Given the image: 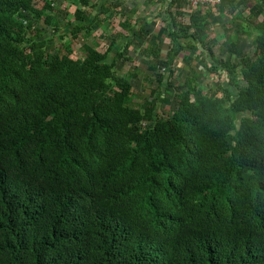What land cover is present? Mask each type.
Here are the masks:
<instances>
[{"label": "trees", "instance_id": "16d2710c", "mask_svg": "<svg viewBox=\"0 0 264 264\" xmlns=\"http://www.w3.org/2000/svg\"><path fill=\"white\" fill-rule=\"evenodd\" d=\"M55 1L0 0V264H264V0L248 15L251 0H223L218 16L188 9V25L183 2L146 0L165 28L124 16L126 35L78 59L48 34L88 37L119 0H80L64 34ZM222 19L242 26L224 25L229 56L209 48L204 67L228 82L186 78L167 116L136 107L135 73L116 74L129 49L173 86L176 58Z\"/></svg>", "mask_w": 264, "mask_h": 264}, {"label": "rangeland", "instance_id": "374dc122", "mask_svg": "<svg viewBox=\"0 0 264 264\" xmlns=\"http://www.w3.org/2000/svg\"><path fill=\"white\" fill-rule=\"evenodd\" d=\"M103 1V0H102ZM98 0H92V3H97ZM111 3V1L109 0ZM146 0H119L115 4H117V8L115 13L110 16V14L104 15V21H102V28L97 31L92 32L90 36H85L84 34H80L78 39H74L70 34H65L63 39H60L59 35L48 34L49 38L47 43L53 45L56 51L65 52V45L70 44L73 49L72 57L74 59L81 58L85 53L84 45H100L101 51H106L110 45L111 37L115 35H126L125 31L121 29L120 22L124 20V16L129 17L130 23L133 24L134 21L139 19H150V21L157 19V23L155 22L156 28L154 29V34L157 33L159 29L165 28L168 24L167 17L165 14L161 16H155L158 13L157 8H153L152 6H146ZM80 0H56L55 6L56 11L53 15H56L57 18L54 23H56V28L60 29V33L64 34V31L68 27L69 21L72 22L75 20V12L77 7L80 5ZM254 2L247 1L244 8H240L245 11L246 15L253 9ZM113 6V5H111ZM205 6V5H201ZM83 9L93 12L94 9L92 7L85 8L81 6ZM185 15L180 20L185 25L189 23V13L186 12L188 10L187 7H184ZM206 13H211L214 16H218L219 12L217 6L205 8ZM89 12V13H90ZM68 13V14H67ZM63 14V15H62ZM123 15V16H122ZM107 18L109 19L110 25H107ZM230 24L233 27L242 26L240 20H235L233 22L228 21V19H222L218 24L213 25L208 32V39H206L205 46L202 43H198V49L191 56L186 52L185 55L183 52L176 58L174 63L175 76L174 82H172L173 86H163L159 84L158 80L154 73L150 72L147 68V64L145 61H149V58L145 55H142L138 52V48L134 46L137 51L133 53L129 49L130 53L128 55L132 56L133 61L126 62L123 66V69L116 71V74L124 75L126 72L135 73L137 79L136 81H132V95L134 99V103H137L135 106L138 107V104L141 105L145 102H153L154 106L157 107V114L161 117L167 116L169 113L174 111L176 100V94L178 92H184L182 89L186 78H192L196 76L194 85L202 86V87H214L220 85L222 82H228L225 76H220L216 73H209L208 70L204 67V64L207 62H212L213 57L209 54L208 50L211 48L214 52L215 58L218 60H226L229 56V48L233 47V45H229L226 43L227 37L230 36V32L228 31V35L225 33L224 25ZM235 24V25H234ZM227 26V25H226ZM243 28H247V24L243 25ZM233 36V35H232ZM216 37V40L213 39ZM118 38V37H117ZM164 42L163 46L159 45V49L162 51V57H166L169 49L171 48L169 38L164 35L162 37ZM241 41L237 42V49L234 50V54L237 57L239 52H248L250 51L249 41L244 37L239 38ZM247 40V41H246ZM213 42H217L216 45ZM244 42V44H243ZM143 47L148 48V44L144 43ZM63 48V49H62ZM134 49V50H135ZM205 49V54L203 57L199 56L200 51ZM187 57V58H186ZM239 60V58H238ZM167 80V79H165ZM163 94V97H162ZM223 93H219L218 96H222Z\"/></svg>", "mask_w": 264, "mask_h": 264}, {"label": "built area", "instance_id": "2783aa9c", "mask_svg": "<svg viewBox=\"0 0 264 264\" xmlns=\"http://www.w3.org/2000/svg\"><path fill=\"white\" fill-rule=\"evenodd\" d=\"M169 1V0H168ZM183 2L188 9H197L201 5L215 7L222 3L223 0H178Z\"/></svg>", "mask_w": 264, "mask_h": 264}]
</instances>
